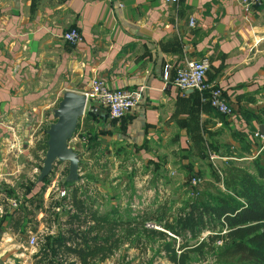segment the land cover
<instances>
[{
    "label": "crops",
    "instance_id": "crops-1",
    "mask_svg": "<svg viewBox=\"0 0 264 264\" xmlns=\"http://www.w3.org/2000/svg\"><path fill=\"white\" fill-rule=\"evenodd\" d=\"M124 4L0 0V264L36 262L37 247L33 253L24 242L28 234L43 235L44 187L38 190L37 178L22 193L25 161L41 157L39 141L56 120L53 103L66 91L85 93L95 77L112 88L142 89L143 97L121 119H111L107 108L89 101L77 127L82 136L75 134L69 144L75 150L86 144L87 151L101 148L108 154L113 145L127 144L151 166L160 159L169 163L176 154L185 167L200 172L199 185L206 181L202 164L215 178L228 161L244 168L240 162L264 154L259 130L264 125V1L248 11L238 0ZM70 29L80 31L81 43L64 40ZM203 56L210 62L206 79L218 82L230 115L220 116L198 91L181 90L173 82L179 66ZM93 134L98 143L90 148ZM21 198L12 207L11 200ZM51 226L45 227L49 235L66 227L60 221Z\"/></svg>",
    "mask_w": 264,
    "mask_h": 264
},
{
    "label": "rangeland",
    "instance_id": "rangeland-1",
    "mask_svg": "<svg viewBox=\"0 0 264 264\" xmlns=\"http://www.w3.org/2000/svg\"><path fill=\"white\" fill-rule=\"evenodd\" d=\"M57 105L58 102L53 103V106ZM75 134L79 137L82 136V133L79 131ZM35 137L36 134L31 137L34 142H36ZM45 141L46 138L39 141V143H43L39 147L42 149L40 154L41 157L37 158L35 162L32 159L25 161L26 166L24 168H26V170L24 175L27 180L23 183L22 193H26L29 186L37 182L47 152V148L44 144ZM86 147L87 145L85 144L83 149L81 147L80 150H77L81 157L79 179L77 181H74V183L69 186H65L64 180H66L69 174V162L57 161L47 178L42 182H37L39 191L44 187L42 190V217L44 227L41 229L44 230V232H42V236H38L39 246L32 247L28 244V250L35 253L34 251L37 247L38 251V248L44 241H42V238L49 235L45 227L51 228V225L58 224L59 221L60 223L68 225L66 222L68 216L60 213L62 211L57 210L58 207L64 206L62 199L64 196L61 192L63 189H69L67 192L73 195L74 190L78 189L79 197L86 199V203L88 204L85 208L86 210L80 215L82 221L86 220L88 224H92V215L95 211H98V214H106L113 208H116L119 219H123L124 221L129 220L131 223H135L131 224V227L138 226L139 233L136 232L129 236L126 235V229H128L126 223H124L125 226L118 228L117 236L123 235L124 244L119 249L115 250L112 256L99 264H174L168 259L169 254L163 247L164 241L161 240L159 236H155L154 238L148 237L143 229L147 227L146 224L148 222L157 223L151 216L160 210L161 212L158 214H165V212H167L161 222L162 225H164L167 220L171 223H176V216L179 209L183 207L185 201L189 200V197L193 195V193H191L192 189L188 187L186 181L190 179L191 185L192 178L198 177L192 175L190 169L182 164L176 154L171 155L172 157L169 163L160 159L158 163H153L151 166L150 163L144 162L142 156L135 151L134 148L127 146V144L120 145L118 143L113 145L108 154L101 148L100 150L94 148L90 152V150H86ZM119 147L120 150H118ZM260 154H262V152ZM32 156H34V154H32ZM34 163L36 165V170H34L35 165H32ZM240 164L250 168L251 161H242ZM165 165H168V167ZM201 167L205 174L204 176L202 175V178H206V181L202 180V184L199 185L201 189H199L198 195L202 194L201 191L205 188V191L207 190L212 193H214L216 188L225 191L224 188H219L220 185L217 184H222L221 177L218 176L219 179L215 180V178L211 177L212 175H210L206 164H202ZM45 180L47 181L44 185ZM172 199L174 202H172ZM17 200H22L23 202L22 198ZM70 201H67V205ZM58 203H61V205L57 206L56 204ZM36 204L39 203L36 202ZM169 207L170 209H168ZM72 209V213H75L76 209ZM57 211L59 212L57 216L62 219H56L55 213ZM82 224L84 227L87 226L85 222H82ZM157 224L161 227L159 228L161 231L163 230L165 233H168L167 241L174 242V240H176L178 253L181 252L179 246L182 245L183 242L184 245L186 242L187 245H197L202 241L205 242V246L202 249L203 254L190 253L188 264H212L217 259L214 256L212 246L215 244L219 245L218 241L220 240L214 241L212 245L209 244V237L212 234L209 230L203 229L199 231L195 238L190 237V232L185 231L183 237L176 238V235H171L170 231L164 228V226L159 223ZM35 225L37 227L36 223ZM35 232L33 231L32 233ZM31 235L32 234L26 235L27 238L24 244H27ZM39 238H41L40 242ZM182 247L185 246L182 245ZM33 256L34 254H32V257ZM34 262L35 259L33 258V264Z\"/></svg>",
    "mask_w": 264,
    "mask_h": 264
},
{
    "label": "trees",
    "instance_id": "trees-1",
    "mask_svg": "<svg viewBox=\"0 0 264 264\" xmlns=\"http://www.w3.org/2000/svg\"><path fill=\"white\" fill-rule=\"evenodd\" d=\"M47 140L48 135L44 143L46 148ZM97 143L98 136L93 134L89 139L90 148ZM190 172L193 176L201 178L199 171L191 168ZM221 172L225 191L216 188L212 193L205 191V188L201 191L202 194L198 195L199 184L190 185L189 179L187 185L192 189L193 195L179 209L176 223L167 220L162 225L167 212L158 214L161 210L151 217L177 237H183L187 231L190 232V237L195 238L199 231L207 229L212 233L209 244L222 240L221 245L212 246L217 258L212 264H264V154L257 155L251 161L250 168L237 167L228 161L221 168ZM218 176L217 172L214 176L216 180L219 179ZM73 182L66 178L64 185L69 186ZM78 192V189L74 190L73 198L68 204L76 209L75 213L67 208V197L62 198L64 206L60 207L59 211L68 216V225L56 235L45 236L35 255V264H99L124 244L123 235L117 236L118 228L125 226L124 223L128 225L126 235L139 233L138 226L131 227V224L135 223L119 219L115 210L106 214L94 212L92 224H88L86 220L82 221L80 215L86 210L87 201L78 197ZM56 205L60 206L61 203ZM56 215H59L58 211ZM82 222L87 223V226L84 227ZM143 230L148 237L159 236L164 241L163 247L169 254L168 259L174 264H188L190 253L203 254V241L197 245H187V242L184 245L183 242L185 247L180 245L181 252L178 253L176 240H166L167 232L147 227ZM70 255L76 256L75 260H69Z\"/></svg>",
    "mask_w": 264,
    "mask_h": 264
},
{
    "label": "built area",
    "instance_id": "built-area-1",
    "mask_svg": "<svg viewBox=\"0 0 264 264\" xmlns=\"http://www.w3.org/2000/svg\"><path fill=\"white\" fill-rule=\"evenodd\" d=\"M121 8L125 6V0H114ZM167 3H174L179 0H164ZM264 0H238L239 5L244 11H248L251 7L260 5ZM190 24L193 22L190 20ZM65 41L70 44L77 45L83 41V36L78 29H70L63 35ZM210 62L206 56L200 57L197 60H188L183 65L176 69L173 79L174 84L181 90H196L200 93L201 98L207 101L208 104L218 113L223 115H230L231 108L228 105L227 99L224 96L221 88L216 81H207L206 72L209 68ZM168 72L165 77L168 79ZM89 101H95L107 108L111 119H121L128 115L141 101L143 94L142 89H128V88H112L107 82L99 77H95L90 82L89 89L84 93ZM259 136V132H255ZM76 136L70 141L72 142ZM81 141V140H79ZM82 143V141H81ZM70 144V143H69ZM83 146V145H82ZM81 148V147H80ZM199 178H192V184L199 183ZM69 189H63L62 195L71 200V193L67 192ZM71 202V201H70ZM20 200H11L12 207H18ZM67 208L73 212V206L67 205ZM57 210H60L58 207ZM150 228H161L157 223L148 222L146 224ZM173 235L172 233H170ZM175 236V235H173ZM176 238H179L175 236ZM179 240V239H178ZM222 241H218L220 245ZM29 245L34 247L38 245V237L31 235Z\"/></svg>",
    "mask_w": 264,
    "mask_h": 264
},
{
    "label": "water",
    "instance_id": "water-1",
    "mask_svg": "<svg viewBox=\"0 0 264 264\" xmlns=\"http://www.w3.org/2000/svg\"><path fill=\"white\" fill-rule=\"evenodd\" d=\"M88 105L84 93L66 91L57 108L54 110L55 121L47 130L48 148L45 154L38 181L42 182L52 171L54 164L69 162V174L67 180L79 179L80 155L69 143L75 136L80 119L84 116ZM264 133V125L259 126ZM220 162V159H217Z\"/></svg>",
    "mask_w": 264,
    "mask_h": 264
}]
</instances>
